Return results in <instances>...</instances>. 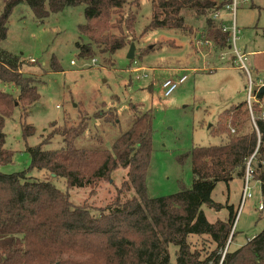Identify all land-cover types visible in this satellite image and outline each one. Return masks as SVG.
<instances>
[{
    "label": "trees",
    "instance_id": "trees-1",
    "mask_svg": "<svg viewBox=\"0 0 264 264\" xmlns=\"http://www.w3.org/2000/svg\"><path fill=\"white\" fill-rule=\"evenodd\" d=\"M23 2L40 21L65 8L84 6L85 23L77 30L88 42L76 44L82 59L98 54L111 58L126 46V34L133 31L136 23V13L123 15L126 0H4L0 41L6 39L12 10ZM225 3L151 0V21L143 33L158 29L190 31L192 27L185 23L184 16L189 14L205 18L203 37L224 51L229 46V33L212 15ZM21 66L19 57L0 51V82L18 89L16 99L0 90V165L10 164L13 156L4 148L5 120L15 108L25 111L39 100L34 79L22 75ZM52 70L61 71L56 67ZM262 112L264 107L253 106V125L245 102L224 111L216 131L210 132L217 137L227 134V140L219 146L192 148L184 155L183 159H191V187H181L177 193L161 198L148 197L145 184L152 153L150 112L138 116L110 150L77 148L74 142L84 133L83 126L58 130L55 123L50 124L48 136L38 146L26 148L30 170L64 179L69 190L108 181L118 168L127 169V182L120 192L133 191V196L96 210L74 206L67 192L58 190L49 180H35L25 172L0 173V264H170V245L177 248L175 264H264V230L230 252L235 218L232 207H227L229 216L225 222L209 223L202 210L204 205L215 211L224 208L212 200L216 185L228 186L234 178L244 181L246 164L252 156L250 181L260 183L264 198ZM21 127L24 141L34 135L32 126L23 123ZM55 137L61 138L63 147L44 150L42 147ZM260 202L264 210V201ZM194 236L207 237L213 246L204 258L200 251L191 249L188 240Z\"/></svg>",
    "mask_w": 264,
    "mask_h": 264
},
{
    "label": "rangeland",
    "instance_id": "rangeland-1",
    "mask_svg": "<svg viewBox=\"0 0 264 264\" xmlns=\"http://www.w3.org/2000/svg\"><path fill=\"white\" fill-rule=\"evenodd\" d=\"M3 8L4 0H0V14ZM129 12L136 13V23L126 34V46L111 58L98 54L82 59L76 44L88 42L77 30L85 23L84 6L65 8L42 21L25 2L12 10L0 51L20 58L19 72L34 79L39 100L25 111L15 108L5 120L4 148L13 156L10 164L0 165V173L25 172L32 179L49 180L58 190L67 192L74 206L99 210L118 199L123 202L133 196V191L120 192L127 182V169L118 168L108 181L94 186L67 190L64 179L29 169L26 148L38 146L52 131L50 124L55 123L58 130L64 126L84 127V133L74 142L77 148L110 150L138 116L150 112L152 153L145 179L148 197H166L181 187H191V159L183 156L195 147L224 143L227 134L217 137L210 132H215L222 121L220 115L245 102L249 78L253 91L264 83V0H238L234 18L230 12L220 13L216 22L230 37L224 51L203 37L205 18L184 15L185 23L192 27L190 31L158 29L144 34L151 21V0H126L123 15ZM131 44L135 47L133 60L127 58ZM234 47L245 55L248 72L236 62L237 58L235 61ZM184 76L186 80L165 96L162 84L167 80L177 82ZM0 90L17 98L14 86L0 82ZM23 123L34 128V135L26 141L22 137ZM62 147L61 138L55 137L42 148L52 151ZM249 187L252 198L241 210L242 180L234 178L228 186L218 183L212 193L214 202L232 205L234 216L238 214L234 238L228 245L230 252L264 230V210L258 209L259 202L264 201L261 185L251 180ZM202 210L209 223L228 220L226 206L219 212L205 205ZM188 242L192 251H200L201 258L213 248L205 236L190 237ZM168 251L170 264H175L177 248L170 245Z\"/></svg>",
    "mask_w": 264,
    "mask_h": 264
},
{
    "label": "built area",
    "instance_id": "built-area-1",
    "mask_svg": "<svg viewBox=\"0 0 264 264\" xmlns=\"http://www.w3.org/2000/svg\"><path fill=\"white\" fill-rule=\"evenodd\" d=\"M219 2H226L222 9L218 12H216L214 15H212V19L214 21L218 20V17L220 15V13L222 11H227L230 12L231 15H233V18L235 17V13L237 11V1L238 0H217ZM246 2H249V0H246ZM224 31H227L224 27H222ZM235 35H236V28L233 26V40L235 39ZM234 54H235V61L237 58V61L240 65L241 68H243L245 71L248 72L247 67H246V57L244 54H240L238 52V50L234 47ZM235 61L233 63H235ZM186 80V77H181L177 82H174L172 80H167L162 84V88L165 90V96H169L171 95L176 88L182 84L184 81ZM264 86V83L262 82L255 91H253V83L251 82L250 78L248 81V85H247V97L245 100L246 103V108L248 110L250 119L253 123V125H255L254 122V116H253V106L254 105H259V108L263 109L264 107V97L262 98V100L260 101L259 98L256 97L258 90ZM261 117L264 119V113L262 112ZM233 133V130L231 131ZM253 156L248 160L247 164H246V175H245V179L243 181V189H242V193H241V199H240V205H239V210H241V208L244 206V204L246 203L247 200L252 198V194L250 192V179H251V175H250V163L252 160ZM258 209L261 211L263 210V204L262 202L259 203V207ZM238 220V214L235 216L233 222H232V227H231V235L234 232L236 223Z\"/></svg>",
    "mask_w": 264,
    "mask_h": 264
},
{
    "label": "water",
    "instance_id": "water-1",
    "mask_svg": "<svg viewBox=\"0 0 264 264\" xmlns=\"http://www.w3.org/2000/svg\"><path fill=\"white\" fill-rule=\"evenodd\" d=\"M134 51H135L134 44H131L130 49H129V52H128V55H127V58H128L129 60H133V59H134ZM256 97H257V98L264 97V86H262V87L258 90Z\"/></svg>",
    "mask_w": 264,
    "mask_h": 264
},
{
    "label": "crops",
    "instance_id": "crops-1",
    "mask_svg": "<svg viewBox=\"0 0 264 264\" xmlns=\"http://www.w3.org/2000/svg\"><path fill=\"white\" fill-rule=\"evenodd\" d=\"M260 203V202H259ZM226 207H228V205H225ZM224 206V207H225ZM229 207H232V209H233V212H234V208H233V206L231 205V206H229ZM221 211V210H220ZM219 212V211H218ZM219 221V220H218ZM225 221H227V220H225ZM225 221H222V222H225Z\"/></svg>",
    "mask_w": 264,
    "mask_h": 264
}]
</instances>
